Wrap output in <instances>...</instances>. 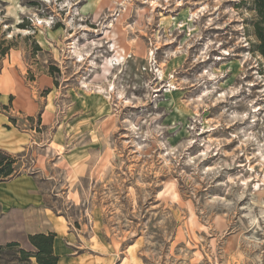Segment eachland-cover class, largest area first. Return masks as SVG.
Returning <instances> with one entry per match:
<instances>
[{
	"label": "rangeland",
	"instance_id": "obj_1",
	"mask_svg": "<svg viewBox=\"0 0 264 264\" xmlns=\"http://www.w3.org/2000/svg\"><path fill=\"white\" fill-rule=\"evenodd\" d=\"M3 1L0 73L40 102L16 113L14 176L77 244L100 264H264L255 0ZM16 249L0 264H28Z\"/></svg>",
	"mask_w": 264,
	"mask_h": 264
},
{
	"label": "crops",
	"instance_id": "obj_2",
	"mask_svg": "<svg viewBox=\"0 0 264 264\" xmlns=\"http://www.w3.org/2000/svg\"><path fill=\"white\" fill-rule=\"evenodd\" d=\"M95 5V11L102 0H89ZM47 87H52L51 77L45 75ZM24 80L13 75L0 73V149L16 154L31 142V135L20 129L10 118H17L16 113L26 111L34 115L40 111V102L23 100ZM12 103V104H11ZM43 115L51 109L45 105ZM40 113V112H39ZM34 175L20 174L0 182V243L17 241L23 248L34 251L29 239L30 234L55 232L54 252L59 256L57 264H100L97 254H90L84 245L77 244L75 234L64 217L54 212L48 205L36 199L38 191ZM33 264H38L32 258ZM103 264H112L110 257H105Z\"/></svg>",
	"mask_w": 264,
	"mask_h": 264
},
{
	"label": "trees",
	"instance_id": "obj_3",
	"mask_svg": "<svg viewBox=\"0 0 264 264\" xmlns=\"http://www.w3.org/2000/svg\"><path fill=\"white\" fill-rule=\"evenodd\" d=\"M256 9L259 15V20L256 22V35L260 41L259 49L264 55V0H255ZM5 5L3 0H0V6ZM1 11V9H0ZM26 23H20L19 27H27ZM14 43L12 40H7L5 35L0 39V72L2 69V60L9 54ZM10 120L16 123V118L11 117ZM16 158L10 153L0 149V182L16 175ZM56 237L55 232L49 233H35L30 234L29 239L35 247L34 251L27 250L21 246L17 241L8 242L7 244H0V254L4 249L17 248L16 252L20 255V260L31 263L34 257L38 264H57L59 256L54 252V240Z\"/></svg>",
	"mask_w": 264,
	"mask_h": 264
}]
</instances>
